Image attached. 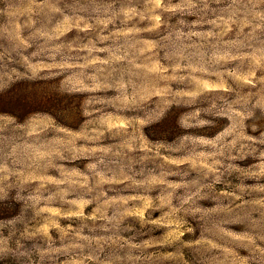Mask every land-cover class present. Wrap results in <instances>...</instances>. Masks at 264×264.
<instances>
[{
    "label": "rangeland",
    "instance_id": "374dc122",
    "mask_svg": "<svg viewBox=\"0 0 264 264\" xmlns=\"http://www.w3.org/2000/svg\"><path fill=\"white\" fill-rule=\"evenodd\" d=\"M0 264H264V0H0Z\"/></svg>",
    "mask_w": 264,
    "mask_h": 264
}]
</instances>
